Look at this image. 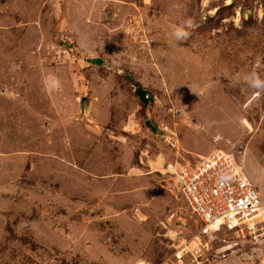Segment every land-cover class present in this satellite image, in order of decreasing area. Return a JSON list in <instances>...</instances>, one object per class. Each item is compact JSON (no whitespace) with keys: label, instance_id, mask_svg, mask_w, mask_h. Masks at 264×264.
<instances>
[{"label":"rangeland","instance_id":"1","mask_svg":"<svg viewBox=\"0 0 264 264\" xmlns=\"http://www.w3.org/2000/svg\"><path fill=\"white\" fill-rule=\"evenodd\" d=\"M252 71L264 0H0V264H264L160 172L222 151L264 205Z\"/></svg>","mask_w":264,"mask_h":264},{"label":"built area","instance_id":"2","mask_svg":"<svg viewBox=\"0 0 264 264\" xmlns=\"http://www.w3.org/2000/svg\"><path fill=\"white\" fill-rule=\"evenodd\" d=\"M160 172L172 181L199 221V236L210 237L220 226L247 235L261 229L264 205L231 155L215 151L196 164L175 160L164 163ZM199 256L193 254L194 264L202 263Z\"/></svg>","mask_w":264,"mask_h":264},{"label":"clouds","instance_id":"3","mask_svg":"<svg viewBox=\"0 0 264 264\" xmlns=\"http://www.w3.org/2000/svg\"><path fill=\"white\" fill-rule=\"evenodd\" d=\"M188 36L189 33L186 30L176 27L170 32L169 39L176 43H180L181 41L186 40ZM245 79L253 88L260 89L264 87V79H262L256 71L250 72Z\"/></svg>","mask_w":264,"mask_h":264},{"label":"water","instance_id":"4","mask_svg":"<svg viewBox=\"0 0 264 264\" xmlns=\"http://www.w3.org/2000/svg\"><path fill=\"white\" fill-rule=\"evenodd\" d=\"M90 60L92 63H100V59L98 58H91Z\"/></svg>","mask_w":264,"mask_h":264},{"label":"bare ground","instance_id":"5","mask_svg":"<svg viewBox=\"0 0 264 264\" xmlns=\"http://www.w3.org/2000/svg\"><path fill=\"white\" fill-rule=\"evenodd\" d=\"M210 0H202L203 4H206L207 2H209Z\"/></svg>","mask_w":264,"mask_h":264},{"label":"flooded vegetation","instance_id":"6","mask_svg":"<svg viewBox=\"0 0 264 264\" xmlns=\"http://www.w3.org/2000/svg\"><path fill=\"white\" fill-rule=\"evenodd\" d=\"M138 93H139V95H142V94L140 93V91H139Z\"/></svg>","mask_w":264,"mask_h":264},{"label":"trees","instance_id":"7","mask_svg":"<svg viewBox=\"0 0 264 264\" xmlns=\"http://www.w3.org/2000/svg\"><path fill=\"white\" fill-rule=\"evenodd\" d=\"M140 90H137V92H139Z\"/></svg>","mask_w":264,"mask_h":264},{"label":"crops","instance_id":"8","mask_svg":"<svg viewBox=\"0 0 264 264\" xmlns=\"http://www.w3.org/2000/svg\"><path fill=\"white\" fill-rule=\"evenodd\" d=\"M194 164V163H193ZM196 164V163H195Z\"/></svg>","mask_w":264,"mask_h":264}]
</instances>
